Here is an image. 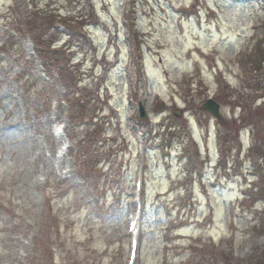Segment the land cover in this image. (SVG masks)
Returning a JSON list of instances; mask_svg holds the SVG:
<instances>
[{"label":"rangeland","instance_id":"1","mask_svg":"<svg viewBox=\"0 0 264 264\" xmlns=\"http://www.w3.org/2000/svg\"><path fill=\"white\" fill-rule=\"evenodd\" d=\"M263 35L264 0H0V264H125L141 168L136 264H264Z\"/></svg>","mask_w":264,"mask_h":264},{"label":"water","instance_id":"2","mask_svg":"<svg viewBox=\"0 0 264 264\" xmlns=\"http://www.w3.org/2000/svg\"><path fill=\"white\" fill-rule=\"evenodd\" d=\"M202 110H208L210 112L213 113V115H215L219 121L223 124L224 120L223 117L221 115V106L219 103H217L215 100L213 99H209L201 108ZM142 116H144V112L142 110Z\"/></svg>","mask_w":264,"mask_h":264},{"label":"trees","instance_id":"3","mask_svg":"<svg viewBox=\"0 0 264 264\" xmlns=\"http://www.w3.org/2000/svg\"><path fill=\"white\" fill-rule=\"evenodd\" d=\"M259 53L262 54V56H264V51L263 50H260ZM263 62H264V58H263ZM263 62L262 61L261 62H258V64L256 65V68L257 69H260L261 67H263L262 66V63ZM257 69H255V70H257Z\"/></svg>","mask_w":264,"mask_h":264},{"label":"bare ground","instance_id":"4","mask_svg":"<svg viewBox=\"0 0 264 264\" xmlns=\"http://www.w3.org/2000/svg\"><path fill=\"white\" fill-rule=\"evenodd\" d=\"M46 166H47V171H48V170H49L48 168H50V167H49V164L47 163V165H46ZM45 170H46V169H45ZM48 172H49V171H48Z\"/></svg>","mask_w":264,"mask_h":264}]
</instances>
